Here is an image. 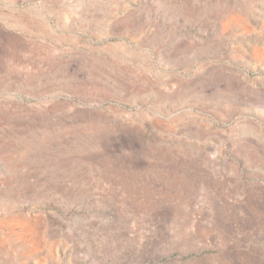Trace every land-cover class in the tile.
<instances>
[{
    "label": "rangeland",
    "instance_id": "obj_1",
    "mask_svg": "<svg viewBox=\"0 0 264 264\" xmlns=\"http://www.w3.org/2000/svg\"><path fill=\"white\" fill-rule=\"evenodd\" d=\"M0 264H264V0H0Z\"/></svg>",
    "mask_w": 264,
    "mask_h": 264
}]
</instances>
